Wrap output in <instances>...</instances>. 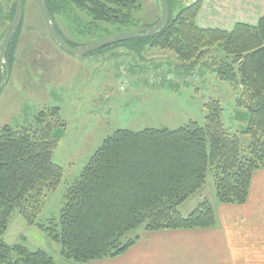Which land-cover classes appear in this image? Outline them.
Wrapping results in <instances>:
<instances>
[{"label":"trees","instance_id":"obj_1","mask_svg":"<svg viewBox=\"0 0 264 264\" xmlns=\"http://www.w3.org/2000/svg\"><path fill=\"white\" fill-rule=\"evenodd\" d=\"M43 2L67 45L90 43L111 25L136 26L142 6L141 0ZM167 2L166 26L152 36L132 39L169 50L191 65L201 57L204 42L217 44L225 55L217 75L223 80L239 76L236 105L247 113L241 130L249 137L247 145L241 135L225 126L224 108L217 98L205 103L203 123L193 119L170 129H117L68 183L57 217L38 221L46 196L57 190L63 178L53 151L59 143L58 131H65L66 122L59 116V107L53 106L37 112L30 126H0V264H55L42 249L31 251L23 244L5 242L3 235L16 215L60 244L63 257L85 264L127 252L141 236H127L128 232L141 225L146 233L215 227L217 215L209 199L188 214L179 210L206 183L210 172L218 203L247 200L253 172L264 168V15L257 25L237 23L231 31L199 28L196 16L203 0L190 1L175 15L176 0ZM15 6L14 1L6 14L8 22L0 31V42ZM22 14L6 49L9 70L15 64ZM209 32L219 38L208 42L201 37L203 33L208 37Z\"/></svg>","mask_w":264,"mask_h":264},{"label":"rangeland","instance_id":"obj_2","mask_svg":"<svg viewBox=\"0 0 264 264\" xmlns=\"http://www.w3.org/2000/svg\"><path fill=\"white\" fill-rule=\"evenodd\" d=\"M14 1L0 0V31L8 22L6 14ZM190 1L176 0L172 14ZM141 2L136 26L111 25L96 40L151 26L158 18L157 0ZM24 3L25 17L15 64L0 91V126H30L35 123L37 112L53 106L59 107V116L66 122L65 131H58L59 143L53 151V161L62 166L63 178L57 190L46 196L38 221L57 217L68 183L79 176L104 138L117 129H170L193 119L203 123L207 113L205 103L217 98L224 108L225 126L241 135L242 143L247 145L249 137L241 133L247 113L236 105L239 76L223 80L217 75V67L225 61L217 44L204 42L202 55L194 65L181 62L169 50L151 48L138 39L111 43L83 56L72 55L48 36L34 2L25 0ZM197 26L222 31L235 27ZM201 37L213 42L219 34L205 37L203 33ZM85 44L69 46L79 48ZM205 181L180 204L182 214L192 211L205 199L212 201L215 192L211 172ZM141 232L142 225L127 236ZM3 236L9 245L20 243L31 251L44 250L55 264H82L63 257L60 244L20 216L11 220Z\"/></svg>","mask_w":264,"mask_h":264},{"label":"crops","instance_id":"obj_3","mask_svg":"<svg viewBox=\"0 0 264 264\" xmlns=\"http://www.w3.org/2000/svg\"><path fill=\"white\" fill-rule=\"evenodd\" d=\"M263 15L264 0H203L196 23L232 29L257 25ZM251 179L243 204L218 203L213 196L215 227L142 231L127 252L85 264H264V168Z\"/></svg>","mask_w":264,"mask_h":264},{"label":"water","instance_id":"obj_4","mask_svg":"<svg viewBox=\"0 0 264 264\" xmlns=\"http://www.w3.org/2000/svg\"><path fill=\"white\" fill-rule=\"evenodd\" d=\"M30 1L34 2L38 10V13L41 16L43 24L45 25L47 34L49 37H51L54 43L59 48L65 50L66 52L72 55L75 54L81 56L91 52L92 50H96L97 48L104 47L111 43L131 40L132 38H143V37L152 36L166 26L170 12V9L168 8L167 0H157L159 15L154 25H151L149 27H142L140 29H136L131 32L119 33L117 35L108 36L106 38L98 39L96 41L85 44V46H80L79 48H76V47H70L65 43L62 37L58 36L55 27L52 23V20L47 13L45 2H43V0H30ZM194 1L196 0H191V2ZM24 2L25 0H15L16 6H15L13 20L10 22L8 26L9 28L3 35L2 38L3 40L0 43V74H2V79L0 81V91L5 86V82L8 80L10 76L8 63L6 62V52H7L6 49L9 43L11 42L12 37L15 34L17 28L19 27L18 25L22 20Z\"/></svg>","mask_w":264,"mask_h":264},{"label":"flooded vegetation","instance_id":"obj_5","mask_svg":"<svg viewBox=\"0 0 264 264\" xmlns=\"http://www.w3.org/2000/svg\"><path fill=\"white\" fill-rule=\"evenodd\" d=\"M23 8H24V6H23ZM1 79H2V74H0V81H1Z\"/></svg>","mask_w":264,"mask_h":264}]
</instances>
